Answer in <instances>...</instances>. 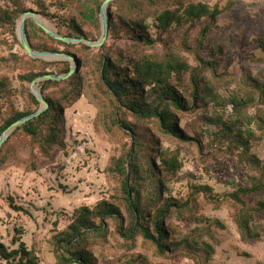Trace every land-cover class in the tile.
Listing matches in <instances>:
<instances>
[{
    "label": "rangeland",
    "instance_id": "rangeland-1",
    "mask_svg": "<svg viewBox=\"0 0 264 264\" xmlns=\"http://www.w3.org/2000/svg\"><path fill=\"white\" fill-rule=\"evenodd\" d=\"M196 1H204L211 7L219 6L221 9H226L232 3V8L211 27V35L200 54L205 60L219 64L215 79L210 71L203 74V81L207 78L214 82L211 92L216 94V97L213 96L215 99L208 97L192 113L177 114L180 128L192 140L183 143L161 134L153 124L138 121L128 112H124L123 117L134 127L144 143L145 162L152 156L154 149H179L182 170L172 179L165 174L161 176L166 195L187 200L193 186L207 185L220 201L219 204L207 200L200 194L195 215L185 214L187 221L174 215L168 219L167 224L179 225L185 233L187 227L191 231L200 229L198 236L208 240L215 249L211 264H264V235L251 243H245L231 212L234 202L230 195L246 185L245 170L239 160L240 150L238 146H232V139L235 140L236 136L222 139L219 127L211 122L218 115L224 116L225 120L234 118L233 105L229 100L233 96L245 97L242 89H247L254 81L264 84V0ZM42 2L51 15L59 16L60 20H70L73 15L79 17L96 8L100 0ZM122 2L124 0L118 3ZM0 5L4 6L5 3L1 2ZM23 6L38 14L35 0H25ZM38 15L44 24L57 32L52 17ZM119 18L117 13V23ZM20 20L17 24V37ZM155 20L156 17L151 16L147 23L151 26L150 34L157 38V29L153 25ZM207 23L206 20L197 22L189 31L187 42L190 46H195L200 30ZM83 27L86 32L98 36L97 29L88 21ZM185 32L186 29L171 31L178 46ZM31 35L36 45L44 41L43 35L35 27L31 28ZM120 37L121 40L108 37L105 45L115 51L134 45L133 37L125 30L120 32ZM219 46L223 48L224 54L212 57L211 49ZM60 48L65 49L63 46ZM137 50L145 54L161 53L162 47L160 44L154 48L142 45ZM98 51L94 48L92 51L77 53L81 60L78 66L81 84L77 96L62 101L65 105V121L61 126L63 146L54 149L49 157L39 155L34 170L31 146L19 148L17 157L5 161L0 167V242L13 250L19 246L14 240L21 238L29 249L38 250L39 264H61L57 259L58 239L65 235L81 213L87 214L92 221L100 203H111L117 199L118 178L110 170L114 161L129 147L130 139L112 128L115 106L99 90V67L92 61ZM100 51L103 53L104 47ZM25 54L16 42L12 28L0 27V81L6 82V88L11 92L10 96L0 97V126L10 106L8 99L19 111L27 108L26 95L31 85L20 81L23 64L15 62L13 57L19 55L21 58ZM185 57L193 67L197 66L192 54L185 53ZM188 78L187 75L186 83ZM38 89L41 91L40 84ZM69 89L70 84L66 82L60 88L48 89L46 94L58 100ZM262 108L264 104L252 105L250 113L255 115ZM252 132V136L244 138L250 140L252 153L264 164V133L256 125L252 126ZM235 133H238V127ZM245 200L249 206L257 207L259 201L264 200V191L247 196ZM122 213L123 229L119 230V223L115 219H106L103 223L106 231L104 239L93 238L88 242L86 250L94 264H196L193 258L184 257L174 261L159 256L140 232L128 240L125 235L131 228L132 217L125 208ZM100 221L96 220L97 226L101 225ZM257 221L264 228V214H259ZM60 253L64 254L65 251Z\"/></svg>",
    "mask_w": 264,
    "mask_h": 264
},
{
    "label": "trees",
    "instance_id": "trees-1",
    "mask_svg": "<svg viewBox=\"0 0 264 264\" xmlns=\"http://www.w3.org/2000/svg\"><path fill=\"white\" fill-rule=\"evenodd\" d=\"M25 0H0V27L12 28L18 40L16 30L18 20L28 10L23 6ZM105 0H100L96 8L79 17L73 15L70 20L51 15L42 0H35L38 14L54 19L57 33L63 37L87 39L96 42L102 35L101 6ZM115 0L108 9L109 37L121 40L120 32L125 30L133 37L134 45L125 50L115 51L104 46L103 53L99 51L92 61L99 67V90L115 106L112 118V128L117 129L125 138H129V147L123 155L116 159L111 173L118 178L117 199L114 202L103 201L94 212L91 221L87 214L81 213L70 226L64 236L57 241V259L61 264H94L91 255L86 250L87 244L93 238L104 239L106 231L103 229L104 220L112 218L119 223V230L123 229V213L125 208L132 217V225L125 237L130 240L136 232H140L146 243L159 256L177 261L181 258H193L196 264H211L215 255L214 246L198 236L200 229L181 230V227L168 225L172 216L187 221L185 214L195 215L198 211V198L202 194L207 200L220 201L213 195V190L207 185H195L188 199L174 198L166 195L161 176L165 174L172 179L183 168L179 149L165 151L153 150L152 156L145 162L143 153L144 143L140 140L135 129L123 117L128 112L138 121L153 124L161 134L188 143L192 139L179 126V112H194L200 103L207 98L215 99L211 88L214 82L205 78L204 72L210 71L215 79L218 76L219 64L207 61L201 57L205 49V42L211 35V27L217 23L220 16L232 8V3L226 9L219 6L211 7L204 1L196 0ZM60 2V1H59ZM118 4V5H117ZM64 6V4H62ZM116 8V11L114 10ZM120 20L115 21L116 14ZM151 16H155L153 23L157 29V38L150 34L147 23ZM208 21L199 32L195 46L187 42L189 31L197 22ZM97 29L98 36L84 30L87 24ZM35 27L43 35L44 41L34 43L31 28ZM186 29L181 45L176 44L171 31ZM26 31L33 50L41 52H61L77 57L79 51H92L94 48L80 43L68 44L49 36L32 18L26 21ZM162 47L161 53L145 54L138 52V46ZM61 46L65 47L61 50ZM79 49H76V47ZM22 47V46H21ZM126 52V53H125ZM185 53L192 54L197 63L193 67ZM212 57L224 54L222 47L211 49ZM15 62L23 64V71L19 75L22 83H31L39 77L50 74L66 75L70 72V61H45L33 59L27 54L23 57L14 55ZM79 60V66L81 60ZM53 67V68H51ZM51 68V70H49ZM189 76L187 83L185 79ZM79 71L69 79L63 81L45 80L40 83L41 92L49 103V109L39 117L17 128L0 149V167L5 161L17 157L19 148L31 146L32 169L40 156L49 157L57 147L63 146L61 139L64 124V107L62 101H68L77 96L80 90ZM68 82L70 89L64 92L58 100L46 94L50 88H60ZM245 91V97L233 96L229 102L233 105L234 118L225 120L222 116L210 119L220 129L222 139L233 136V145L240 150V164L245 170L246 185L239 187L230 195L234 202L231 212L235 218L242 240L251 243L264 235V228L257 221L259 214H264V200H260L257 207L246 203L245 197L264 191V164L252 153V146L245 136H252V126L256 125L264 133V108L255 115L250 113L252 105L264 104V84L257 81ZM6 82L0 81V97L10 96V89ZM243 88V87H242ZM64 90V89H63ZM214 96V97H213ZM27 108L19 111L11 99L6 111L4 122L0 126V137L12 124L38 111L41 103L31 90L27 93ZM179 126V127H178ZM238 127V133H235ZM218 205L217 207H219ZM101 220V225L96 224ZM18 248L10 250L0 242V264H39L38 250L29 249L21 238H16ZM65 251L67 255L60 253Z\"/></svg>",
    "mask_w": 264,
    "mask_h": 264
},
{
    "label": "water",
    "instance_id": "water-1",
    "mask_svg": "<svg viewBox=\"0 0 264 264\" xmlns=\"http://www.w3.org/2000/svg\"><path fill=\"white\" fill-rule=\"evenodd\" d=\"M114 1L115 0H105L101 6L102 35H101V38L96 42H92L84 38L75 39V38L63 37L59 35L50 26L45 25L43 21L41 20L40 16L34 11H28L22 15L21 20L18 25V38H19L20 44L23 50L25 51V53L33 59H41L45 61H70L72 64V67H71L70 72L66 75L50 74L44 77H39L31 83L30 90L33 93V95L38 99V101L41 103V107L35 113L18 120L17 122L12 124L6 131L3 132V134L0 137V149L3 147V145L7 142L10 135L17 128L39 117L43 112L49 109V103L46 101L42 92L38 89L39 84L45 80H56V81L67 80L71 78L77 72L78 66H79L78 58L68 55L66 53L50 52V51L41 52V51L33 50L29 43L27 31H26L27 19L32 18L49 36H51L52 38L56 40H59V41H62L68 44L84 43L92 48H97L101 50L103 49L109 37L108 9H109L110 4Z\"/></svg>",
    "mask_w": 264,
    "mask_h": 264
},
{
    "label": "bare ground",
    "instance_id": "bare-ground-1",
    "mask_svg": "<svg viewBox=\"0 0 264 264\" xmlns=\"http://www.w3.org/2000/svg\"><path fill=\"white\" fill-rule=\"evenodd\" d=\"M46 25V24H45Z\"/></svg>",
    "mask_w": 264,
    "mask_h": 264
}]
</instances>
